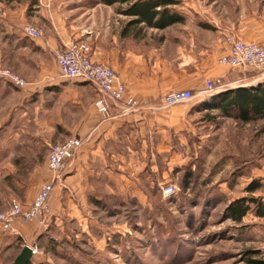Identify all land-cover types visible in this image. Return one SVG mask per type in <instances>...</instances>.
Segmentation results:
<instances>
[{
    "label": "rangeland",
    "instance_id": "1",
    "mask_svg": "<svg viewBox=\"0 0 264 264\" xmlns=\"http://www.w3.org/2000/svg\"><path fill=\"white\" fill-rule=\"evenodd\" d=\"M173 1L177 5L170 9L183 17L182 22L163 30L144 24L131 28L136 66L154 77L168 71L170 83L196 74L200 53H206L201 48L203 30L219 27L228 13L253 8L255 17L250 19L264 23L258 15L264 9L242 3L235 7V0ZM127 7L102 0H0V24L23 35L30 26L41 30L39 39L64 40L56 31L59 25L69 40L60 48L73 42L92 47L89 33L95 35L104 20H132L121 14ZM2 30L0 68L28 83L15 67L21 49L15 41L7 42ZM227 36L237 38L228 34L225 43ZM225 68L228 77H218L225 83L220 93L262 84L263 72ZM218 78L206 80L205 86ZM172 91L161 93L156 108L173 111L168 132H137L131 139L129 131L122 134L113 160L105 155L107 169H95V175L86 178L85 190L66 180L81 146L54 184L46 210L32 222L15 224L21 236L0 228V264H13L29 246L37 253L27 264H249L248 259H264V120L242 124L218 110L204 109L214 96L165 108L162 100ZM127 96L138 102L130 113L140 109L141 100ZM15 102L14 92L0 90V211L6 213L15 202L29 211L54 177L48 167L55 146L48 143L49 123L24 124L15 115ZM49 176L40 188L39 179ZM167 187H172L169 194ZM250 187L256 190L250 192ZM28 196L34 199L26 207ZM243 198L254 202L237 224L227 208ZM28 225L35 227L34 233L25 237L21 229Z\"/></svg>",
    "mask_w": 264,
    "mask_h": 264
},
{
    "label": "crops",
    "instance_id": "2",
    "mask_svg": "<svg viewBox=\"0 0 264 264\" xmlns=\"http://www.w3.org/2000/svg\"><path fill=\"white\" fill-rule=\"evenodd\" d=\"M235 1H237L233 3L235 7L236 4L242 3L248 7H256L257 11L264 9V0ZM251 9L253 8L244 11L242 8L239 10L236 8L230 15L229 13L226 15V19L223 23L220 22L219 27L210 25L208 30H203L206 36L201 48L206 53H200L202 58L200 68L193 77L173 83L169 82L168 71H161L160 76L154 77L150 71L136 66V43L131 31L135 26L128 27V23L115 19L104 20L96 29L95 35L93 32L89 33L92 57L97 63L110 65L118 74L120 81L125 84L127 95L141 100L140 109L130 114H123L121 110L111 106V116L108 120L102 119L95 106L99 93L93 85L65 80L60 76L55 52L60 48L62 41H69L63 27L56 26V31L64 40H58L57 36L53 39L33 40L16 32L13 27L0 24L2 32L9 37L7 42L15 41L17 45L14 46L21 49L20 53H17L18 62L15 67L28 81V86L20 89L0 80V90L16 94L15 115L24 124L49 123V132L52 135L48 141L49 145H60L71 138L81 139L79 157L66 180L75 189L85 190L89 186L86 178L95 175V169L101 168L102 171L107 169L105 155L109 161L113 160L114 151H118L120 146L122 134L129 131L127 135L131 139L137 132H144L140 133L144 136L146 133L161 135L168 132L173 111L156 109L158 98L163 91L186 89L200 91L204 88L206 80L228 77L229 69L227 71L225 66L219 63L220 57L227 53L226 35L234 34L242 41L264 46V23L250 19L255 17ZM28 10L30 9L27 8ZM258 15L264 20V13ZM43 18L50 22L46 16ZM110 21L113 22L112 25H109ZM259 82L264 83L262 80ZM95 163L100 165L95 166ZM43 165L47 167L46 158ZM49 180L50 176L41 177L40 188ZM28 199L30 201L22 202L26 207L30 206L34 197L31 199V196H28ZM33 228H35L33 225L23 227L21 229L23 235L29 237Z\"/></svg>",
    "mask_w": 264,
    "mask_h": 264
},
{
    "label": "built area",
    "instance_id": "3",
    "mask_svg": "<svg viewBox=\"0 0 264 264\" xmlns=\"http://www.w3.org/2000/svg\"><path fill=\"white\" fill-rule=\"evenodd\" d=\"M26 36L37 40L42 36L41 30L27 26L24 30ZM227 53L220 58L222 65L236 70H252L263 72L264 81V46L257 43L241 41L234 36L226 37ZM92 47L85 42H73L66 44L55 52L56 63L61 78L69 81H81L93 85L99 98L95 103L103 120L110 119L111 106L121 110L123 114L130 112L138 106L135 98L128 97L125 85L120 81L115 70L103 63H97L92 59ZM0 80L17 88H25L28 83L17 75L0 68ZM260 80V81H261ZM262 83V82H260ZM224 79L209 81L202 92L194 93L192 90H175L167 94L162 105L165 108L187 104L195 99L210 98L220 93L224 88ZM222 91V90H221ZM82 146L79 138H71L65 143L50 148L48 155V167L53 173V183L45 185L29 211H24L20 205L14 203L11 212L0 211V228L5 233L21 236L15 228L16 223H29L36 220L47 208L48 200L55 183L60 181V174L68 163L75 157ZM172 187L165 189L169 194ZM33 255L37 253L36 248L29 246Z\"/></svg>",
    "mask_w": 264,
    "mask_h": 264
},
{
    "label": "trees",
    "instance_id": "4",
    "mask_svg": "<svg viewBox=\"0 0 264 264\" xmlns=\"http://www.w3.org/2000/svg\"><path fill=\"white\" fill-rule=\"evenodd\" d=\"M102 2L109 6L128 5L127 9L121 11L122 15L132 18L128 27L144 24L150 28L163 30L183 21V17L170 9L171 6L177 5L173 0H102ZM204 109L218 110L222 115L232 117L242 124L264 120V83L257 87H239L214 95L213 99L205 103ZM255 190L253 187L249 189L250 192ZM252 202L254 201L246 198L234 201L227 208V213L235 223L240 224L250 212ZM260 216L264 217L263 211L260 212ZM248 263L264 264V259H248Z\"/></svg>",
    "mask_w": 264,
    "mask_h": 264
},
{
    "label": "water",
    "instance_id": "5",
    "mask_svg": "<svg viewBox=\"0 0 264 264\" xmlns=\"http://www.w3.org/2000/svg\"><path fill=\"white\" fill-rule=\"evenodd\" d=\"M33 253L29 247H25L17 256L13 264H27L32 260Z\"/></svg>",
    "mask_w": 264,
    "mask_h": 264
}]
</instances>
